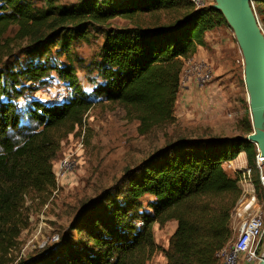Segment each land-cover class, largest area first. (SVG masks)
<instances>
[{
  "label": "trees",
  "instance_id": "16d2710c",
  "mask_svg": "<svg viewBox=\"0 0 264 264\" xmlns=\"http://www.w3.org/2000/svg\"><path fill=\"white\" fill-rule=\"evenodd\" d=\"M41 1L0 0L2 255L28 225L27 197L56 189L53 165L61 143L84 128L90 110L97 103L118 105L138 122L140 135L174 123L184 61L205 45L206 33L230 27L215 6L191 0ZM254 4L264 30V0ZM115 18L132 24L115 28ZM12 26L16 34L6 38ZM89 30L104 37L96 64L102 83L93 92L98 100L84 92L73 63L48 61L52 48L68 55ZM53 72L73 89L71 97L59 103L32 99ZM25 97L30 100L23 104ZM241 127L243 133L232 137L169 141L83 201L58 241L17 264H149L163 249L154 224L163 228L171 221L177 227L162 250L167 264H220L217 253L232 239L231 217L242 195L239 174L224 163L246 153L256 192L261 189L248 116Z\"/></svg>",
  "mask_w": 264,
  "mask_h": 264
},
{
  "label": "rangeland",
  "instance_id": "374dc122",
  "mask_svg": "<svg viewBox=\"0 0 264 264\" xmlns=\"http://www.w3.org/2000/svg\"><path fill=\"white\" fill-rule=\"evenodd\" d=\"M56 1L73 4L78 0ZM33 3L37 6L43 4L41 0H33ZM215 4V0H206L202 5ZM111 23L115 28L132 24L129 19L123 18H115ZM16 31L17 27L12 26L5 37H14ZM103 41V35L89 30L86 37L72 42L68 55L57 53V47L52 48L48 56L50 64L73 63L77 68L79 84L93 100H98L93 92L102 83L96 64ZM240 47L230 27L206 33L205 45L198 47L200 58L196 60L208 63L213 79L206 85L181 82L174 107L175 122L149 135H140L138 122L129 119L120 106L97 103L88 112L84 128H77L61 143V151L53 165L56 189L47 197H27L28 225L8 251L3 255L0 253L1 263L17 264L53 245L66 232L83 201L96 198L101 190L114 184L127 168L137 166L169 141L181 136L232 137L242 134L241 120L248 116L252 124L253 113ZM20 59L22 64H26L30 58L24 56ZM187 61H184L183 71L188 67ZM72 93L68 83L61 81L53 72L45 79L43 87L30 97L45 103H59L69 99ZM29 100L27 97L19 99L23 104ZM66 160L71 162L68 173H64L63 163ZM235 166L239 164L235 162ZM228 172L235 174L232 169ZM256 195L263 203V191L260 189ZM237 208L231 217V241L238 234L235 229L241 223L236 216ZM170 232L171 228L167 225L162 228L157 224L154 229L156 242L160 246L165 245ZM240 264L246 262L242 260Z\"/></svg>",
  "mask_w": 264,
  "mask_h": 264
},
{
  "label": "built area",
  "instance_id": "2783aa9c",
  "mask_svg": "<svg viewBox=\"0 0 264 264\" xmlns=\"http://www.w3.org/2000/svg\"><path fill=\"white\" fill-rule=\"evenodd\" d=\"M195 5L201 6L206 0H191ZM251 7L255 10L252 1ZM256 17L257 14H255ZM263 31V29H262ZM243 57V56H242ZM188 67L182 72L181 82L192 79L199 85H206L213 79L212 71L206 61L188 58ZM244 70V59H243ZM70 160L63 163L64 173L70 171ZM255 166L258 172L261 191H263V203L258 201L253 182V170L250 167L240 168L239 185L242 195L236 207V216L241 220L235 239L220 249L217 256L221 264H240L242 260L246 264H257L264 248V156L257 149ZM142 224V222H140ZM167 264V263H165Z\"/></svg>",
  "mask_w": 264,
  "mask_h": 264
},
{
  "label": "water",
  "instance_id": "95a60500",
  "mask_svg": "<svg viewBox=\"0 0 264 264\" xmlns=\"http://www.w3.org/2000/svg\"><path fill=\"white\" fill-rule=\"evenodd\" d=\"M228 25L236 35L244 59V77L248 83L253 113L252 133L247 139L253 142L264 156V30L250 3L256 0H215ZM257 264H264V248Z\"/></svg>",
  "mask_w": 264,
  "mask_h": 264
},
{
  "label": "crops",
  "instance_id": "0c3cea01",
  "mask_svg": "<svg viewBox=\"0 0 264 264\" xmlns=\"http://www.w3.org/2000/svg\"><path fill=\"white\" fill-rule=\"evenodd\" d=\"M200 47V46H199ZM192 58L196 59V58H200V55H198V53L196 52V54L194 56H192ZM186 85H189V84H194L196 83L195 81H193L192 79H188L187 81H185ZM184 83V84H185ZM235 162L239 164V166H235ZM228 164V165H227ZM224 163V168L228 171V169H232V171L234 170L235 174L237 173V171L240 169V168H244V167H249L248 165V160H247V156H246V153L244 152H241L239 155H238V158H235L234 160L230 161L229 163L227 162ZM230 173V172H229ZM231 174V173H230ZM147 198H151L150 196H147ZM152 199V198H151ZM157 225V223L154 224V229H155V226ZM159 225V224H158ZM167 227H170L171 228V232L169 234V237L174 233L176 227H177V222L176 221H171L167 224ZM156 241V240H155ZM157 243V242H156ZM158 244V243H157ZM168 244H169V241L166 242L165 245H162L161 247L163 249H166L168 248ZM162 249V250H163ZM160 250L158 251V255H154L153 258L151 259V261L149 262V264H165L166 263V257H165V254L163 253V251Z\"/></svg>",
  "mask_w": 264,
  "mask_h": 264
},
{
  "label": "bare ground",
  "instance_id": "6f19581e",
  "mask_svg": "<svg viewBox=\"0 0 264 264\" xmlns=\"http://www.w3.org/2000/svg\"><path fill=\"white\" fill-rule=\"evenodd\" d=\"M222 1V0H221ZM249 99H252V92L249 93Z\"/></svg>",
  "mask_w": 264,
  "mask_h": 264
}]
</instances>
